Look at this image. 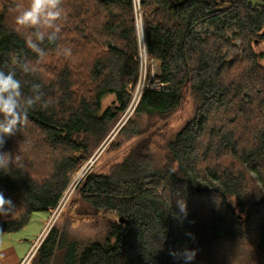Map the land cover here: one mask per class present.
<instances>
[{
  "label": "trees",
  "instance_id": "obj_1",
  "mask_svg": "<svg viewBox=\"0 0 264 264\" xmlns=\"http://www.w3.org/2000/svg\"><path fill=\"white\" fill-rule=\"evenodd\" d=\"M29 5L0 0V71L14 72L23 98L37 101L26 126L5 137L3 151L19 157L0 170L12 208L0 214V232L8 233L58 205L128 106L140 71L133 0H62L58 32L16 25ZM139 9L148 57L166 85L144 88L135 119L158 129L79 183L78 215L116 211L126 220L109 218L101 237L73 242L69 264H184L170 251L185 249L197 253L189 264H264V0H140ZM107 93L117 102L103 110ZM188 97L192 116L167 126ZM180 199L182 221L174 218ZM57 232L40 246V264L64 248Z\"/></svg>",
  "mask_w": 264,
  "mask_h": 264
},
{
  "label": "rangeland",
  "instance_id": "obj_2",
  "mask_svg": "<svg viewBox=\"0 0 264 264\" xmlns=\"http://www.w3.org/2000/svg\"><path fill=\"white\" fill-rule=\"evenodd\" d=\"M133 1L135 5V17H137L136 14L138 13V18L143 23L142 15L139 9L140 0ZM250 1L253 3L262 2V0ZM139 29L141 30L140 22ZM263 48V44L258 46L259 50H262ZM159 73V62L154 58H149L148 55L147 58H145V53H143L142 57H140L139 76L135 86L131 91L132 95L136 93L139 87L142 88L143 86L146 87L147 85L158 84L160 81ZM115 102H117L115 93H107L102 100L103 110L108 106L114 105ZM193 110L194 103L188 97L181 108L169 118L167 126H172L173 128L179 127L192 116ZM124 112L125 110L121 112L118 117L111 121V128L107 135L102 140L100 145L94 150L88 160H86L74 174L70 186L73 182L74 184L78 181L81 182L89 172H107L111 166L122 160L127 155L132 144L138 141L142 135L146 136L147 134L153 133L156 129H158L155 125H149L148 118H146L144 115L135 119L137 109L134 110L127 120L122 119ZM157 140L162 144V138ZM93 157V162H91L90 159ZM88 162V166L84 169ZM79 183L77 184L75 190H73L72 186L70 191L66 193V197L69 199L64 206V209L53 223V226H56L58 229V232L55 233L53 237L58 240L60 235L64 234L65 243L64 248L55 252V257L52 261V264H69L73 257V251L69 247H71L73 242H78L79 244L77 245H83L91 239L101 237L103 232H105L107 229L109 218L119 220L120 216L116 211H108L107 213H101L94 217L78 215L75 210L76 201H74V199L78 195L76 189L78 188ZM71 191L73 192L72 194H70ZM44 213L45 211L34 212L30 223L17 232H0V264H13L16 262L20 255L24 253V247H27V253L33 247L40 234L44 233L42 238L39 240V247L30 262V264L41 263L42 253L41 251L39 253L38 250L52 229L50 228L51 225L48 226L52 216V211L49 213L47 218ZM51 242L52 241H50V243ZM230 242L233 243V241ZM219 252L221 256L222 252Z\"/></svg>",
  "mask_w": 264,
  "mask_h": 264
},
{
  "label": "clouds",
  "instance_id": "obj_3",
  "mask_svg": "<svg viewBox=\"0 0 264 264\" xmlns=\"http://www.w3.org/2000/svg\"><path fill=\"white\" fill-rule=\"evenodd\" d=\"M62 0H30V5L19 11V14L15 16V23L21 27H35L37 25H43L48 29H53L55 32L59 31V25L57 21L65 15V10L61 7ZM20 6L18 5L17 8ZM45 33L40 32L37 34L38 40L44 39ZM29 48L41 54L42 50L39 49L38 44L32 40H26ZM70 52V49H66ZM25 71H28V66L25 65ZM21 82L16 78L14 72L5 73L0 71V170L9 168L13 163L19 161V157H13L9 152L3 151L6 143L5 137L14 134V130L18 125L24 127L28 122L29 111L35 107L37 101L32 97L23 98L21 90ZM38 88L39 86H34ZM22 98L24 102L22 103ZM178 211L174 216L177 220H183L187 218L188 209L187 203L183 199L177 201ZM12 210L11 201L5 200L3 194L0 193V214H7ZM187 235H192L188 233ZM161 239H166L165 234L161 236ZM196 250L185 249L181 253L170 251V255H173L177 259L182 258L184 264H189L196 257Z\"/></svg>",
  "mask_w": 264,
  "mask_h": 264
},
{
  "label": "built area",
  "instance_id": "obj_4",
  "mask_svg": "<svg viewBox=\"0 0 264 264\" xmlns=\"http://www.w3.org/2000/svg\"><path fill=\"white\" fill-rule=\"evenodd\" d=\"M136 12H137V9H136ZM136 15H137L136 19H137L138 40H139V56L142 57V54L145 53V58H147L148 54H147L146 43H145V38H144V29H143V26H142L143 23L141 22V20H139L138 13ZM139 22L141 23V30L139 29ZM165 85L166 84L160 80L158 82V84L147 85L146 87H150L152 89H160V88L164 87ZM144 88H145L144 86L142 88L139 87V89L136 91V93H134L132 95V98H131L128 106L125 108V112H124V114L122 116V119L127 120L129 118V116L134 112V110L137 109ZM93 159H94V157L91 158L90 161L93 162ZM88 164H89V162L84 167V169L88 166ZM79 182L80 181L76 182L75 184L73 182L71 186L69 185V187L65 191L64 195L60 199L58 205L52 210V216H51L50 221L48 223V226L51 225L50 228H52L53 223L55 222V220L57 219V217L59 216L61 211L64 209V206L66 205V203H67V201L69 199L68 197H66L67 196L66 193L70 191L72 186H73V190H75V188L77 187V184ZM72 191L70 192V194L73 193ZM51 221H52V223H51ZM43 234L44 233L40 234L39 238L37 239V241L35 242L33 247L20 259L19 263H17V264H30V262H31V260L33 258V255L35 254L36 250L39 247V240H40V238H42Z\"/></svg>",
  "mask_w": 264,
  "mask_h": 264
},
{
  "label": "crops",
  "instance_id": "obj_5",
  "mask_svg": "<svg viewBox=\"0 0 264 264\" xmlns=\"http://www.w3.org/2000/svg\"><path fill=\"white\" fill-rule=\"evenodd\" d=\"M49 213H50V212H46V211H45L44 215L46 216V218L49 216ZM42 222H43V221H42ZM24 248H25V250L23 251L24 253H22V254L20 255L19 259H18L16 262H14L13 264H17V263H19L20 259L25 255V253H26V251H27L28 249H27V247H24ZM22 255H23V256H22Z\"/></svg>",
  "mask_w": 264,
  "mask_h": 264
},
{
  "label": "water",
  "instance_id": "obj_6",
  "mask_svg": "<svg viewBox=\"0 0 264 264\" xmlns=\"http://www.w3.org/2000/svg\"><path fill=\"white\" fill-rule=\"evenodd\" d=\"M126 220V218H124L123 216L119 217V222H124Z\"/></svg>",
  "mask_w": 264,
  "mask_h": 264
}]
</instances>
